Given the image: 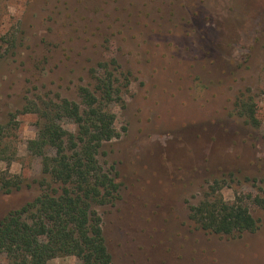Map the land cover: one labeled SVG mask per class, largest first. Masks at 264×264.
I'll return each instance as SVG.
<instances>
[{"label": "rangeland", "instance_id": "1", "mask_svg": "<svg viewBox=\"0 0 264 264\" xmlns=\"http://www.w3.org/2000/svg\"><path fill=\"white\" fill-rule=\"evenodd\" d=\"M110 59L128 78L111 108L120 137L96 155L119 188L97 209L112 264H264L253 202L264 199V0H0V125L16 114V157L0 172L23 180L0 192V221L40 192V159L25 150L36 117L16 112L27 99L78 101L89 70ZM240 97L256 127L237 116ZM215 180L229 184L226 201L244 197L255 233L221 237L189 221Z\"/></svg>", "mask_w": 264, "mask_h": 264}, {"label": "trees", "instance_id": "2", "mask_svg": "<svg viewBox=\"0 0 264 264\" xmlns=\"http://www.w3.org/2000/svg\"><path fill=\"white\" fill-rule=\"evenodd\" d=\"M92 83L77 88L78 101L66 98L27 99L17 114L36 117V134L25 144L28 154L40 159L39 194L0 221V254L7 264H48L75 257L81 264H112L99 207L118 199L116 182L97 161V152L120 137L114 126L112 106L122 105L128 78L115 59L99 62L89 70ZM250 98H238L235 112L248 126L258 124ZM16 114L0 125V161L15 160L10 132ZM68 122L72 130L63 126ZM23 180L6 169L0 172V192L8 194ZM229 187L215 180L202 199L190 205L189 221L199 230L221 237L255 233L259 222L250 213L244 197L226 201ZM253 202L264 207L260 195Z\"/></svg>", "mask_w": 264, "mask_h": 264}]
</instances>
